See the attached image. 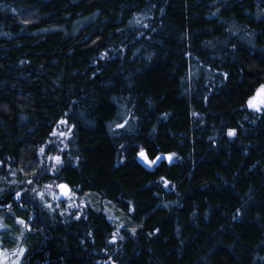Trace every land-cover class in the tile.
Masks as SVG:
<instances>
[{
  "label": "trees",
  "instance_id": "16d2710c",
  "mask_svg": "<svg viewBox=\"0 0 264 264\" xmlns=\"http://www.w3.org/2000/svg\"><path fill=\"white\" fill-rule=\"evenodd\" d=\"M261 86L264 0H0V264H264Z\"/></svg>",
  "mask_w": 264,
  "mask_h": 264
},
{
  "label": "snow or ice",
  "instance_id": "6c2138e0",
  "mask_svg": "<svg viewBox=\"0 0 264 264\" xmlns=\"http://www.w3.org/2000/svg\"><path fill=\"white\" fill-rule=\"evenodd\" d=\"M248 106L256 111H264V86H261V89L257 91L256 95H254L253 97H250L248 100ZM118 127H123V125H118ZM55 134V133H53ZM235 132L234 130H230L229 131V135H234ZM61 135H64L63 133H61ZM44 148L40 149L41 153H44ZM141 157H143L145 160H147V157L145 155L144 150H141L140 154ZM49 159H54L56 161L57 164H59L61 162V159L59 156H55V157H49ZM162 159V157L157 156L154 160H147V162L149 164H156L158 161H160ZM169 159H171V157H169ZM29 183H31V181H29ZM47 188H51V185L46 186ZM58 187H60L63 191L62 194L65 196L69 195V190L67 189L66 185H59ZM33 191H36V189H33ZM42 198L44 196L43 192H39L38 193ZM20 193H16V196L19 197ZM50 206V205H49ZM20 223H24V221H19ZM133 231H135V229H133ZM21 252H23V249H21Z\"/></svg>",
  "mask_w": 264,
  "mask_h": 264
},
{
  "label": "rangeland",
  "instance_id": "374dc122",
  "mask_svg": "<svg viewBox=\"0 0 264 264\" xmlns=\"http://www.w3.org/2000/svg\"><path fill=\"white\" fill-rule=\"evenodd\" d=\"M57 140H60V138H56ZM146 155V154H145ZM147 157V156H146ZM160 157H162V159L161 160H163V161H165V162H167V163H170V162H172V161H174L175 160V156L174 155H166V156H164V155H160ZM169 157H171V159H169ZM138 160H139V162L141 163V165H143V166H146L147 168H149V169H153L154 167H155V164L153 165V164H149L148 162H147V160H150V159H148L147 158V160H145L143 157H141V156H138ZM59 184L60 183H54V185L52 184V186H51V191L53 192V195L54 196H56L58 199H60L61 197H60V191L58 190V186H59ZM47 189H49V188H47ZM69 191H70V188H69ZM70 193H71V191H70ZM70 193H69V195L68 196H66V198L67 199H69V198H71L70 196Z\"/></svg>",
  "mask_w": 264,
  "mask_h": 264
},
{
  "label": "water",
  "instance_id": "95a60500",
  "mask_svg": "<svg viewBox=\"0 0 264 264\" xmlns=\"http://www.w3.org/2000/svg\"><path fill=\"white\" fill-rule=\"evenodd\" d=\"M257 93V92H256ZM59 185H66L67 186V189L69 190V187H68V185L66 184V183H60ZM58 190L60 191V197L61 198H65L66 196L65 195H63L62 194V189L60 188V187H58ZM70 192V191H69ZM113 240H114V238H113Z\"/></svg>",
  "mask_w": 264,
  "mask_h": 264
},
{
  "label": "flooded vegetation",
  "instance_id": "af4514ba",
  "mask_svg": "<svg viewBox=\"0 0 264 264\" xmlns=\"http://www.w3.org/2000/svg\"><path fill=\"white\" fill-rule=\"evenodd\" d=\"M158 163V162H157ZM66 199V198H65ZM34 218V217H33ZM33 218H31L30 220H33Z\"/></svg>",
  "mask_w": 264,
  "mask_h": 264
}]
</instances>
